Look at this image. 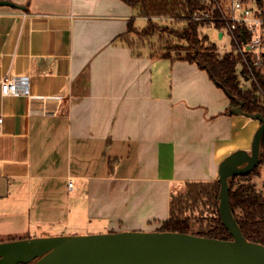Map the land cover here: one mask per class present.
<instances>
[{
    "label": "crops",
    "instance_id": "1",
    "mask_svg": "<svg viewBox=\"0 0 264 264\" xmlns=\"http://www.w3.org/2000/svg\"><path fill=\"white\" fill-rule=\"evenodd\" d=\"M0 1L26 8L0 7V242L157 231L172 193L251 150L260 121L207 71L117 42L123 0ZM8 77L30 94L3 95Z\"/></svg>",
    "mask_w": 264,
    "mask_h": 264
},
{
    "label": "trees",
    "instance_id": "2",
    "mask_svg": "<svg viewBox=\"0 0 264 264\" xmlns=\"http://www.w3.org/2000/svg\"><path fill=\"white\" fill-rule=\"evenodd\" d=\"M123 1L133 7L137 16L145 18L148 25L137 29L134 25L135 18H131L127 32L117 37L118 43L131 47L135 56L150 55L151 58L196 63L228 95L242 100L245 112L264 115V74L252 65L250 55L246 53L244 57L235 53L238 42H232L234 51L232 49L221 55L217 45L207 35L200 36V28L206 25L196 22L192 16L194 12L206 8L201 0ZM166 21L169 23L162 24ZM237 35L239 39L240 36ZM241 62L244 78L252 80L250 89L244 90L240 86L237 67ZM231 101L233 106L238 105L235 99L232 98ZM260 166H264V137L259 166L249 174L230 179V202L243 235L249 241L264 245V193L257 191L254 182L259 176ZM220 188L218 179L185 182L183 191L171 194L169 218L159 231L232 239L219 213ZM14 240L17 238L10 239Z\"/></svg>",
    "mask_w": 264,
    "mask_h": 264
},
{
    "label": "water",
    "instance_id": "3",
    "mask_svg": "<svg viewBox=\"0 0 264 264\" xmlns=\"http://www.w3.org/2000/svg\"><path fill=\"white\" fill-rule=\"evenodd\" d=\"M25 10L11 1L0 7ZM231 110L260 121L250 151L237 150L219 165V213L232 239L175 231H121L86 235L32 237L0 242V264H264V245L242 233L230 202V179L260 164L264 115L247 113L244 102Z\"/></svg>",
    "mask_w": 264,
    "mask_h": 264
},
{
    "label": "built area",
    "instance_id": "4",
    "mask_svg": "<svg viewBox=\"0 0 264 264\" xmlns=\"http://www.w3.org/2000/svg\"><path fill=\"white\" fill-rule=\"evenodd\" d=\"M201 2L206 8L194 12L192 19L208 27H215L222 37L228 33L231 43L239 44L236 53L244 57L246 53L250 55L252 65L264 74V0H201ZM237 34L240 36L239 39ZM239 65L241 70L238 75L243 76V63ZM30 88V79L27 77H8L1 82L3 95H29ZM2 120L0 118V124ZM72 187L73 183L70 182L69 188Z\"/></svg>",
    "mask_w": 264,
    "mask_h": 264
},
{
    "label": "rangeland",
    "instance_id": "5",
    "mask_svg": "<svg viewBox=\"0 0 264 264\" xmlns=\"http://www.w3.org/2000/svg\"><path fill=\"white\" fill-rule=\"evenodd\" d=\"M132 16L135 18L134 25L137 29H140V28L143 29L148 25V21L143 17L137 16L136 12H134ZM133 17H131V18H133ZM167 23H169V21H166L165 23H162V24H167ZM172 24H174V22H172ZM171 26L172 25H170V27ZM174 26H176V25L174 24ZM199 31H200L201 37H203L204 35H207L209 37L210 41L217 45L218 51L221 55H224L225 53L230 52L232 49H233V51L235 50L232 47L231 38L228 35V33H225V35L223 37H221L220 32L215 27H208V26L201 27ZM147 45H149V44L147 43ZM235 53H236V51H235ZM139 57H145V55L139 56ZM148 58H150V55L148 56ZM240 70H241L240 65H238L237 74H240L239 73ZM158 77H159V75L157 73H155V78H158ZM238 77H239V82H240L241 88L246 90V89H250L252 87V80L250 78H248V77L244 78L241 75H238ZM263 168L264 167H261V169L263 170V175H262L263 179H261V178L258 179V181L256 182V189H257V191L264 193V169ZM183 190H184V186H182L179 190H176L175 192H181ZM195 230H198V229L195 228Z\"/></svg>",
    "mask_w": 264,
    "mask_h": 264
}]
</instances>
